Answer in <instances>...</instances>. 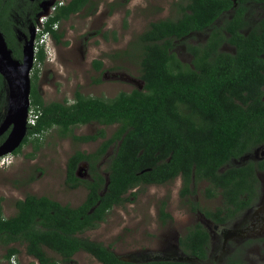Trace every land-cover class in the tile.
I'll list each match as a JSON object with an SVG mask.
<instances>
[{
  "label": "trees",
  "instance_id": "trees-1",
  "mask_svg": "<svg viewBox=\"0 0 264 264\" xmlns=\"http://www.w3.org/2000/svg\"><path fill=\"white\" fill-rule=\"evenodd\" d=\"M221 2L181 0L175 17L150 22L134 43L139 49L141 87L129 92L103 98L75 91L71 100L46 102L36 85L37 71L32 70L29 109L36 118L34 124H28L26 136L12 154L29 141L38 148L42 134L52 128L59 136L77 142L103 140L94 151L75 150L66 161L67 188L86 189L80 204L70 206L45 195L26 194L15 200L16 212L5 217L0 197V247L5 248V259L17 254L18 246H24V253L38 264H71L78 251L88 253L99 264H194L178 260L132 262L121 259L102 242L81 235L95 229L114 206L127 200L129 190L162 185L176 177L181 178L182 198L202 181L207 183V197L220 196L216 210L202 208L189 199L192 211L199 210L208 219L225 222L250 203L255 193V169L264 165V158L239 163L232 160L264 144V74L258 71L262 62L245 41L236 43L239 58L223 57L225 54L218 52L215 59L210 56L214 49L210 43L206 48L186 43L194 67L183 64L174 51L176 42L184 41L190 33L215 27L212 22L223 10ZM92 3L69 0L57 6L43 32L59 41L63 34L53 26L72 14L89 12ZM21 6L14 0H0V30L16 59L22 54L13 16L21 13ZM36 47L35 64L45 59L44 47ZM93 65L99 70L102 61L94 60ZM6 97L0 75V116ZM87 123L116 128L108 137L104 128L94 134L72 133L73 127ZM6 134L0 136V143ZM104 157L105 167L101 169ZM81 162H87L89 178L75 174ZM130 194L134 196L136 191ZM159 215L162 222L170 218L163 201ZM183 237L180 245L186 253L206 257L208 232L201 223L188 227Z\"/></svg>",
  "mask_w": 264,
  "mask_h": 264
},
{
  "label": "rangeland",
  "instance_id": "rangeland-1",
  "mask_svg": "<svg viewBox=\"0 0 264 264\" xmlns=\"http://www.w3.org/2000/svg\"><path fill=\"white\" fill-rule=\"evenodd\" d=\"M180 1L93 0V8L89 12L72 14L58 23L55 28L63 36L56 42L49 36L42 35L45 41V59L33 64L37 71L36 85L43 100H71L75 91L109 98L119 91L129 92L140 88L139 49L134 43L150 22L175 17L177 2ZM40 38L39 43H42ZM185 43L191 41L176 42L174 47L176 55L182 61L187 58L186 51L183 50ZM94 60L102 61L99 70L94 68ZM4 113L0 116V122ZM100 128H104L108 137L116 125L87 123L73 127L72 133L94 134ZM102 140L98 138L89 142H77L71 137L59 136L52 128L42 134L38 148L33 141H29L22 145L17 154L11 153L1 158L0 197L3 216H12L16 212L15 200L26 194L45 195L70 206L80 204L86 189L83 186L67 188L66 161L75 150L94 151ZM262 149L263 147L253 148L240 160L253 158ZM105 161L106 157L101 161V169L105 167ZM83 176L87 177L85 173ZM206 185L205 181L197 183L189 198H182L179 194L180 177L162 185L129 190L126 193L127 200L114 206L104 221L81 236L102 242L121 258H131L135 253L150 257L162 255L163 243L168 235L183 234L196 222L204 224L200 213L191 211L190 200L209 210L221 204L218 197L208 200L204 196ZM131 191H136V194L132 196ZM162 201L165 202V211L170 214L165 223L160 222L159 215ZM18 249L19 252L15 255L17 264H38L33 257L24 253V246H18ZM4 253L5 248L0 247V264H8L3 257ZM48 253L57 257L52 251L48 250ZM74 260V264H98L85 252H78ZM209 262L210 260L206 264L211 263Z\"/></svg>",
  "mask_w": 264,
  "mask_h": 264
},
{
  "label": "flooded vegetation",
  "instance_id": "flooded-vegetation-1",
  "mask_svg": "<svg viewBox=\"0 0 264 264\" xmlns=\"http://www.w3.org/2000/svg\"><path fill=\"white\" fill-rule=\"evenodd\" d=\"M14 1L22 4L20 8L21 13L15 14V17L13 16L14 27L17 33L16 39L22 48L25 37L29 38L31 34V28L33 29L32 34L34 37V43H36L37 39L41 37L42 34H39L40 32L38 27L43 28V26L38 16L42 12H48L49 9L50 14H53L57 6H59V0ZM68 1L69 0H64V3ZM221 1L223 10L212 22L215 27H205L203 30H196L185 37L184 41H191L190 44L195 45L198 48H206L207 44L210 43L211 48H214L211 50L210 56L214 59L215 56L218 55V52L225 54L223 57H227V55H229L239 58L241 55L237 53L238 47L236 43H239V41H245V44L250 43L251 47L249 51L254 55V57H256V59L258 58V60H261L262 62V64L258 65V71L264 74V0ZM47 6L49 7L46 8ZM57 24L53 26L54 29H56L55 27ZM234 34L238 37L233 36ZM239 35L242 37H239ZM49 36L53 39L50 34ZM183 46V50L184 52L186 51L187 58L183 59V61L182 58L180 60L183 64L191 65L190 62L193 59V56L191 55V52L187 50V44L185 43ZM231 65L232 64L229 63V66ZM191 67H194V65H191ZM33 69L34 68H32V70ZM261 89L264 90V86H262ZM262 98L264 99V94ZM236 101L239 102L238 97L236 98ZM259 147H263L262 152H259V155L246 160H240L242 158L241 157L239 160L234 159L232 161L234 163H239L240 161H258L263 159L264 144L256 146L255 148ZM261 166L262 167L255 169V193L252 196L250 203L237 211L231 217L227 218L225 222H217L215 220L208 219L203 213L197 210L204 220V224H201L208 232V243L205 247V258L201 259L198 257H192L183 250L180 245V240L184 239L183 236L185 235V232L183 234L174 233L172 235H168L163 243V250L161 251L162 255L150 257L145 256L143 253L138 255L135 253V256H131V258H120L137 263L150 260H178L194 264H206L207 261L210 260V264H264V165ZM87 169V162H81L78 165L75 174L80 178H89ZM81 170H83V172H80ZM220 170H222V168ZM84 173L87 177L83 176ZM204 196L208 198V200L214 198L207 197L205 193ZM217 197L220 199L221 203L220 196H216V198ZM218 206L219 205L214 207L212 210H216ZM167 221L168 219L164 222L160 220L161 223H165ZM78 252H76L75 255ZM74 256L71 264L75 263Z\"/></svg>",
  "mask_w": 264,
  "mask_h": 264
},
{
  "label": "water",
  "instance_id": "water-1",
  "mask_svg": "<svg viewBox=\"0 0 264 264\" xmlns=\"http://www.w3.org/2000/svg\"><path fill=\"white\" fill-rule=\"evenodd\" d=\"M48 12L40 13L47 16ZM30 29L29 38L25 37L21 48V59L12 56L0 30V75L6 87V107L0 122V136L7 132L0 143V157L12 153L19 147L27 133V118L30 106V73L35 61V43Z\"/></svg>",
  "mask_w": 264,
  "mask_h": 264
},
{
  "label": "clouds",
  "instance_id": "clouds-1",
  "mask_svg": "<svg viewBox=\"0 0 264 264\" xmlns=\"http://www.w3.org/2000/svg\"><path fill=\"white\" fill-rule=\"evenodd\" d=\"M51 14H49V15H47V16H41L40 17V21L42 22V26H43V28H44V25H45V23H46V21H47V19H48V17L50 16ZM44 17V18H43ZM42 19V20H41ZM43 28L41 29V30H39V32L43 35V36H49V33L48 32H43ZM42 35H41V38H40V40L42 41V43H38V45H42L43 47H44V39H42ZM50 37V36H49ZM39 39V38H38ZM37 39V41L36 42H39V40ZM35 46V45H34ZM36 52V51H35ZM44 52H45V50H44ZM30 111H31V117H32V119H33V123H31V122H29L28 120H29V114H30ZM35 118H36V115L34 114V111L32 110V109H29V111H28V118H27V124H34V121H35ZM8 155H11V153H9V154H6V155H4V156H2V157H0V159L1 158H5L6 156H8ZM13 255H16V254H13ZM16 257V256H15ZM9 259H10V257H9ZM9 259H6L7 261H9ZM17 264V263H16Z\"/></svg>",
  "mask_w": 264,
  "mask_h": 264
},
{
  "label": "built area",
  "instance_id": "built-area-1",
  "mask_svg": "<svg viewBox=\"0 0 264 264\" xmlns=\"http://www.w3.org/2000/svg\"><path fill=\"white\" fill-rule=\"evenodd\" d=\"M63 3H64V0H59V1H58V5H61V4H63ZM43 18H44V17H43ZM41 20H42V19H41ZM38 29L41 30L42 27H38ZM38 43H39V42H36V43H35V51H36V49H37L36 45H38ZM28 121L31 122V123H33V119H32V117H31V111H30V114H29V120H28ZM16 261H17V258L15 257V255H12V256L10 257L9 261H8V264H16Z\"/></svg>",
  "mask_w": 264,
  "mask_h": 264
}]
</instances>
